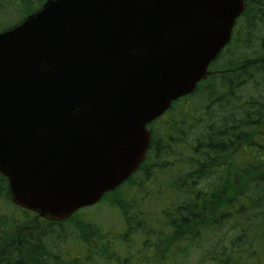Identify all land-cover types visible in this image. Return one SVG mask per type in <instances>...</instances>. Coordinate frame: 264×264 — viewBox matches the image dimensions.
Listing matches in <instances>:
<instances>
[{"label": "water", "instance_id": "water-1", "mask_svg": "<svg viewBox=\"0 0 264 264\" xmlns=\"http://www.w3.org/2000/svg\"><path fill=\"white\" fill-rule=\"evenodd\" d=\"M245 0H48L0 33V173L62 220L141 164L147 124L192 92Z\"/></svg>", "mask_w": 264, "mask_h": 264}, {"label": "trees", "instance_id": "trees-1", "mask_svg": "<svg viewBox=\"0 0 264 264\" xmlns=\"http://www.w3.org/2000/svg\"><path fill=\"white\" fill-rule=\"evenodd\" d=\"M43 1L0 0V29ZM213 69L152 125L144 163L110 194L127 225L119 236L82 212L37 223L9 200L0 174V264H184L203 230L221 234L217 249H202L205 264H264L255 244L264 236V0H246Z\"/></svg>", "mask_w": 264, "mask_h": 264}, {"label": "rangeland", "instance_id": "rangeland-1", "mask_svg": "<svg viewBox=\"0 0 264 264\" xmlns=\"http://www.w3.org/2000/svg\"><path fill=\"white\" fill-rule=\"evenodd\" d=\"M84 212L89 215L90 220L104 224L107 226L108 229H112L114 231L117 230V232L123 229V214L121 213L116 203L111 205L109 203L105 204V202H102L98 205L91 207L90 209L84 210ZM35 221L39 223L37 220ZM30 224H32V222H30ZM208 235L205 234L204 230L200 236L196 235L198 238V240H196L197 244L194 247L189 244V252L186 253V257H181L183 258L181 261L184 264H205L204 261L206 260V255L204 254L205 250L202 249H207L206 251H211V249H217L219 242H221V234L219 232ZM15 237L17 242L20 241L22 244H26L25 236L23 234H15ZM13 241L14 240H12L11 242ZM255 244L264 246V236L259 237ZM176 245V241H173L170 249H176ZM5 247L6 249L3 250L7 251L8 244L5 245ZM192 249H194L195 251H193ZM120 255L122 257L124 253ZM185 258L186 260H184ZM199 259L200 262L198 263ZM175 260H177V264H179L178 257L171 260L168 264H171Z\"/></svg>", "mask_w": 264, "mask_h": 264}, {"label": "flooded vegetation", "instance_id": "flooded-vegetation-1", "mask_svg": "<svg viewBox=\"0 0 264 264\" xmlns=\"http://www.w3.org/2000/svg\"><path fill=\"white\" fill-rule=\"evenodd\" d=\"M52 223V222H51ZM59 223V222H58ZM142 224V223H141ZM129 226H132V227H135V226H137L136 225V223L134 222V221H131L129 224H128ZM127 227V225L125 226V228ZM119 234H121V233H119ZM132 249V248H131ZM16 250H18V249H16ZM3 253H5L4 252V250L2 251Z\"/></svg>", "mask_w": 264, "mask_h": 264}]
</instances>
